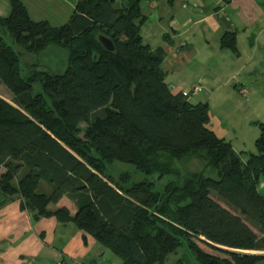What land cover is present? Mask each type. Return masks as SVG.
<instances>
[{
  "label": "trees",
  "instance_id": "obj_1",
  "mask_svg": "<svg viewBox=\"0 0 264 264\" xmlns=\"http://www.w3.org/2000/svg\"><path fill=\"white\" fill-rule=\"evenodd\" d=\"M141 1L77 0L68 22L54 28L10 0L9 17L0 18V85L13 100L0 97V190L20 195L35 220L73 223L121 264H165L179 248L195 264L262 261L264 123L256 124L255 152L236 153L211 131L208 104L173 93L163 51L143 42ZM51 46L66 54L63 73L22 65ZM221 47L237 53L234 35L225 34ZM114 163L145 179L114 175ZM63 196L76 202L75 216L47 209Z\"/></svg>",
  "mask_w": 264,
  "mask_h": 264
},
{
  "label": "crops",
  "instance_id": "obj_2",
  "mask_svg": "<svg viewBox=\"0 0 264 264\" xmlns=\"http://www.w3.org/2000/svg\"><path fill=\"white\" fill-rule=\"evenodd\" d=\"M20 1L31 21L54 28L68 22L77 3ZM140 8L147 19L141 27L142 40L151 49L163 51L165 82L174 86L172 92L188 90L197 81L209 105L208 128L230 142L236 153L255 152L256 124L264 123V0H144ZM10 12V0H0V18L9 17ZM225 34L234 35L237 53L221 47ZM240 88L246 90V98L237 94ZM240 98L245 105L239 103ZM217 101H231L238 113H246L240 130L221 122V103L216 116L212 115ZM3 172L1 168L0 175ZM41 187L44 192L49 189L44 183ZM257 191L264 197V177ZM60 208L72 217L77 213L76 202L68 196L47 207L50 212ZM107 254V249L73 223L62 224L54 217L35 220L23 209L20 195L0 190V264H55L59 260L105 264ZM111 264L121 262L114 259Z\"/></svg>",
  "mask_w": 264,
  "mask_h": 264
},
{
  "label": "rangeland",
  "instance_id": "obj_3",
  "mask_svg": "<svg viewBox=\"0 0 264 264\" xmlns=\"http://www.w3.org/2000/svg\"><path fill=\"white\" fill-rule=\"evenodd\" d=\"M141 3H144V0H142ZM21 61H22L23 66L25 64H37L38 63L39 69L45 70L51 74H61L64 72V70L67 66L65 52L62 51L61 49H59L57 47H53V46L48 47L44 52L40 53L38 56L32 55V54L25 55L21 59ZM194 85L200 86V85H198L197 81L195 82ZM201 90H202V88H201ZM201 93H198L197 95L190 97L188 99V101H190L191 104H197L199 102L206 103L204 101V98L201 96ZM0 96H3L6 101L13 104L12 95L3 85H0ZM244 100L245 99L240 98L238 101L241 105H245L246 102ZM215 103H213L214 105H212V111L211 112H212V115L216 116L218 109H219V104L221 102L217 101ZM240 104H238V106H240ZM220 107H222V112H223V116L219 115V119L221 120V122L224 124L227 123V127L229 129L234 128L235 131L240 130L243 127L244 117L246 116L245 115L246 113H244V112L238 113L234 108V103L231 101L221 103ZM79 127L81 129L80 137H82L83 131L85 129V125L81 124ZM200 168H201V165H200ZM111 169H112V173L114 175H117V173H119V172L120 173L121 172H128L130 174V177H131L130 178L131 183L140 182V181H143L145 179V177L143 175L135 172L133 167L129 164L114 163L111 166ZM169 179H170L169 177L164 178L162 180V183H165ZM150 180H154V179L150 178ZM212 197L214 200L219 202L221 204V206H223L225 209L231 211L233 214H235L237 216H240L239 212L235 211L233 208L226 205L217 196H212ZM243 220L257 235H259V230L255 227L254 224H252L246 218H243ZM197 245L199 246L200 249H202L204 252H206L210 255L220 257V258H224V255L222 253L215 251L213 249H210L209 247L203 245L200 242H197ZM107 253L108 254L105 257V259H106L105 264H111L114 259H116L120 262V260L118 258H116L114 255H112L108 250H107ZM245 253H247V252H245ZM256 254H264V253H256ZM178 262H181L182 264H195L185 248H179L175 254H171L168 257L165 264H178Z\"/></svg>",
  "mask_w": 264,
  "mask_h": 264
},
{
  "label": "built area",
  "instance_id": "obj_4",
  "mask_svg": "<svg viewBox=\"0 0 264 264\" xmlns=\"http://www.w3.org/2000/svg\"><path fill=\"white\" fill-rule=\"evenodd\" d=\"M170 89L174 90L175 88H174V86L171 85ZM200 91H201V87L200 86L193 85L188 90L181 91V93H182V95H183V97L185 99H189L190 97L197 95ZM237 94L240 95L243 98L247 97L246 90L242 89V88L238 89ZM55 264H63V263H62V261L59 260Z\"/></svg>",
  "mask_w": 264,
  "mask_h": 264
},
{
  "label": "water",
  "instance_id": "obj_5",
  "mask_svg": "<svg viewBox=\"0 0 264 264\" xmlns=\"http://www.w3.org/2000/svg\"><path fill=\"white\" fill-rule=\"evenodd\" d=\"M98 41L107 51L113 52V50H114L113 44L108 38H106L104 36H98ZM218 248L224 249L223 247H218ZM255 264H264V260L258 261Z\"/></svg>",
  "mask_w": 264,
  "mask_h": 264
}]
</instances>
